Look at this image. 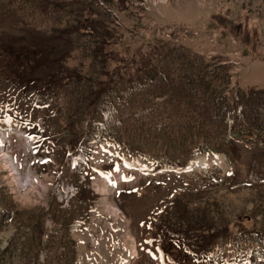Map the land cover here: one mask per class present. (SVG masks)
I'll return each instance as SVG.
<instances>
[{"label":"rangeland","instance_id":"374dc122","mask_svg":"<svg viewBox=\"0 0 264 264\" xmlns=\"http://www.w3.org/2000/svg\"><path fill=\"white\" fill-rule=\"evenodd\" d=\"M91 21L95 34L86 26ZM68 23L79 36L71 37L66 66L90 82L88 92L133 78L159 58L173 80L190 64H208L211 73L224 66L229 91L246 103L256 93L251 108L261 112L260 133L228 143L227 154L155 171L141 160L148 154L111 144L97 126L104 140L72 156L63 140L65 113L45 116L43 101L0 80V264H172L180 253L164 254L153 233L177 196L200 226L206 221L199 210L213 220L210 230L193 228L199 245L224 239L206 264H264V0H0V35L29 31L36 40ZM104 29L110 35L102 37ZM98 46L109 67L90 59ZM167 97L152 98L147 109ZM137 101L125 106V137H144L135 121L153 117L150 109L136 112L145 105ZM89 130L83 121L74 133ZM147 130L148 139L155 136L154 127ZM177 148L155 147L150 155L177 156Z\"/></svg>","mask_w":264,"mask_h":264},{"label":"trees","instance_id":"16d2710c","mask_svg":"<svg viewBox=\"0 0 264 264\" xmlns=\"http://www.w3.org/2000/svg\"><path fill=\"white\" fill-rule=\"evenodd\" d=\"M86 26L91 33L97 32L93 21L88 22ZM77 29L79 28L68 23L64 28L40 33L36 40L29 31L20 36H7L3 33L0 35V80L10 83L25 98L38 97L39 101L44 102V107L46 106V115L50 112L58 116L65 113L67 129H64L67 133L63 140L69 148L84 147L98 138L97 132L100 131L96 124L103 122L104 114L106 120L103 122L101 135L106 133L114 144L135 154L138 152L133 150L140 151V155L148 154L144 157L145 160L155 159L160 163L184 165L195 154H227L225 146L228 143L232 144L251 133L259 135L261 125L256 114L260 115L261 112H253L251 108V102L255 100L253 95L256 93H250V100L246 103L241 100L240 93L229 91L230 74L224 66H221L220 71L211 73L212 69L208 64H190L183 69L181 77H174L173 80L168 74L160 71L159 58L155 65L150 62L143 64L144 69L139 70L133 78L120 77L117 81L109 78L110 80L103 83L94 93L88 92L90 82L66 66V60H69L73 49H69V44L73 42L71 37L79 36ZM108 35L109 32L104 29L102 37ZM101 48H94V56L89 57L100 59L101 66L109 67V60L105 54H101ZM172 55L174 54L167 57ZM146 91L150 93L144 95L143 92ZM86 93L90 99L86 97ZM164 94H169V97L162 102L151 104L150 110L147 109L152 98L163 97ZM136 100L138 101L135 105L145 104L136 109V112L144 114L149 110L153 117L146 116L144 121H135L139 128H143L144 137L135 135L129 138L122 135L123 130L128 129L122 119L127 103L131 105L132 101ZM133 114L134 111L129 115V119H135ZM83 121L87 122L90 130L86 134L74 133L76 124ZM149 126L155 128L156 137L151 135L150 139L147 138ZM117 127L121 129L117 130ZM170 145L178 147L177 156L150 155L155 147L164 148ZM186 202L183 201V196H177L170 207L171 213L166 215L165 212L161 216L153 233L154 237L161 239L164 252L180 253L179 258L173 259L176 264H192L184 246L200 260L207 258L212 247L224 240L223 237L210 236L199 245L197 242L201 236L196 234L193 228L200 226V221L186 215L183 208L187 207ZM199 211L202 213L201 218L206 221L201 222L204 225L199 229L204 228L203 232L210 230L213 220H207L208 216L204 211ZM2 252L0 251V255ZM71 263L73 260L65 264Z\"/></svg>","mask_w":264,"mask_h":264},{"label":"bare ground","instance_id":"6f19581e","mask_svg":"<svg viewBox=\"0 0 264 264\" xmlns=\"http://www.w3.org/2000/svg\"><path fill=\"white\" fill-rule=\"evenodd\" d=\"M196 161H197V160H196ZM193 162H195V161H193ZM201 164H202V165H204V163H203V162H201ZM200 167H202V166H200Z\"/></svg>","mask_w":264,"mask_h":264}]
</instances>
